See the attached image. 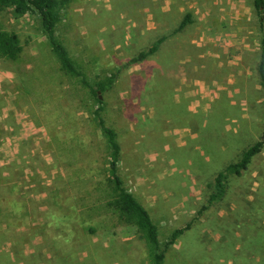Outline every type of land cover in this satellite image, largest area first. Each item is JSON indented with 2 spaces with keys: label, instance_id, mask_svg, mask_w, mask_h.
<instances>
[{
  "label": "rangeland",
  "instance_id": "374dc122",
  "mask_svg": "<svg viewBox=\"0 0 264 264\" xmlns=\"http://www.w3.org/2000/svg\"><path fill=\"white\" fill-rule=\"evenodd\" d=\"M61 16L56 34L92 81L121 71L102 115L160 240L192 224L165 264H264V147L198 215L215 174L264 133L253 0H72ZM0 23L23 47L20 63L0 61V264H147L137 236L90 209L106 161L93 95L60 73L37 16Z\"/></svg>",
  "mask_w": 264,
  "mask_h": 264
},
{
  "label": "trees",
  "instance_id": "16d2710c",
  "mask_svg": "<svg viewBox=\"0 0 264 264\" xmlns=\"http://www.w3.org/2000/svg\"><path fill=\"white\" fill-rule=\"evenodd\" d=\"M72 0H0V11L10 10L15 16L33 14L37 16L42 35L45 37L49 49L59 63V71L75 84L91 92L94 103L88 110L97 122L102 134L103 145L106 152V161L102 173V179L95 186L97 201L90 209L98 215H105L113 219L115 230H120L123 237L137 236L143 242L145 248V260L147 264H165V259L170 248L178 239L191 229L192 224L173 230L166 242L160 240V232L151 214L139 201L136 195L128 189L121 174L122 148L118 134L112 127L106 125L103 118V101L101 94L109 91L115 85L120 69L110 70V74L98 81H92L87 69L81 62L75 59L64 43L58 38L56 29L61 21L62 11ZM256 13L259 17L262 41L261 64L264 69V0H253ZM182 21L177 32L182 31L189 23V17ZM168 36L158 39L148 48L141 50L137 56L130 59L126 66H135L159 51L160 45ZM23 47L17 33L8 31L0 23V61H9L14 64L21 62ZM264 147V133L259 140L250 144L243 150L240 157L233 162L224 165L214 176L209 187L207 205L198 212L202 215L209 207L222 201L227 193L229 180L232 177H241L251 165L253 159L262 152ZM96 230L88 229L89 234ZM116 236V232H111Z\"/></svg>",
  "mask_w": 264,
  "mask_h": 264
}]
</instances>
